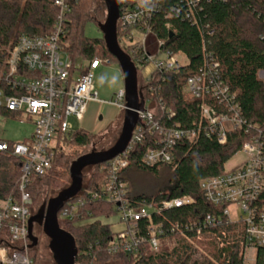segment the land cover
<instances>
[{
	"label": "built area",
	"instance_id": "1",
	"mask_svg": "<svg viewBox=\"0 0 264 264\" xmlns=\"http://www.w3.org/2000/svg\"><path fill=\"white\" fill-rule=\"evenodd\" d=\"M210 1L227 0H174L165 17L177 16L197 23L198 13ZM54 4L59 11L52 31L47 35H21L7 48L0 62V108L25 116L34 126L31 136L22 142L0 139V152L11 153L21 162L18 198L0 200V264H33L28 237L29 220L35 213L28 191L31 175H44L51 168L58 146L74 132L69 118L82 121L90 102H104L96 89L94 71L111 61L99 57L72 60L61 44L71 8L66 0H54ZM163 5L164 0H122V7L119 6L118 42L124 50L128 48L135 54L132 60L138 71L139 66L144 68V84L159 81L164 73L188 63L185 54L164 48L165 41L154 30L155 23L151 20ZM170 27L166 23V28ZM212 33L213 30L209 31ZM204 54L202 67L197 75L187 79L183 92L190 98L205 100L199 104L205 127L160 124L155 119V110L145 100L141 122L136 125L127 149L100 164L107 171L108 180L98 189L68 201L61 209L65 219H74L83 215L81 210L87 202L113 204L122 228L114 231L108 244L110 256L119 253L137 256L143 246L156 253L163 239L175 234L200 235L204 229L221 224L223 218L228 223L243 225V264H264V128L245 118L235 94L220 78L218 60L205 46ZM147 67L152 68L148 73ZM111 103L124 111L125 90L120 89ZM166 111L169 118L174 116L170 109ZM238 129L250 132L249 140L238 152L242 159L225 167L224 173L203 178L199 183L206 201L219 208L218 215L207 213L200 221L188 222L158 219L166 211L194 204L195 199L190 195L161 202L135 204L132 201L122 172L129 165V150L146 135L158 137V146L149 148L143 156V162L153 166L173 164L174 147L180 141H194L201 131L225 143L228 134Z\"/></svg>",
	"mask_w": 264,
	"mask_h": 264
},
{
	"label": "trees",
	"instance_id": "2",
	"mask_svg": "<svg viewBox=\"0 0 264 264\" xmlns=\"http://www.w3.org/2000/svg\"><path fill=\"white\" fill-rule=\"evenodd\" d=\"M66 1L71 11L66 17L61 44L70 58L74 61L97 57L116 60L104 39L89 38L84 33L88 21L99 22L106 17L104 1ZM173 2L164 0L163 9L151 21L155 23L158 37L165 41L163 47L185 54L188 63L176 71L164 73L159 81L143 85L144 97L149 103L147 106L155 110V119L160 124H178L184 128L205 127L206 121L199 107L205 100L190 98L183 92L187 79L197 75L205 61V46L218 60L220 78L235 94L245 118L264 128V80L259 77V72L264 70V0L207 2L198 13L197 23L177 16L166 18ZM119 6L122 7V0H119ZM58 11L54 0H0V62L7 48L21 35L49 34ZM166 23L171 24L169 29ZM212 30L213 33L209 34ZM125 50L135 60V54L128 48ZM166 109L173 111L174 116L169 118ZM0 112L16 116L4 108H0ZM249 137L250 132L238 129L228 134L225 143H219L214 136L201 131L194 141H180L174 147L173 164L148 166L143 162V156L149 148L158 146L157 134H149L129 150V165L122 172V178L128 183L130 197L135 204L161 202L184 195L194 197V204L166 211L159 220L200 221L207 213L219 214V208L206 201L199 186L201 179L224 173L226 163L240 151ZM94 138V133L83 129L67 135L56 150L51 168L44 175H31L28 191L34 203H39L45 190L50 194L67 186L73 156L65 152V146L84 147ZM20 175V160L11 153L0 152V200L11 196L18 198ZM142 175L151 176L156 183L144 185ZM107 180L105 169L100 165L92 166L89 180L69 201L98 189ZM81 211L83 215L74 219H65L62 210L58 214L65 229L76 240L78 254L75 264H100L113 257L122 258L125 264H243L242 223H228L222 218L221 224L204 229L200 235L175 234L165 238L167 242H162L156 253L143 246L137 256L123 253L110 256L107 248L114 232L111 223L104 222L102 218L116 215L115 206L93 201L87 202ZM201 239L208 248H202L198 253L196 241ZM32 262L37 264V259Z\"/></svg>",
	"mask_w": 264,
	"mask_h": 264
},
{
	"label": "water",
	"instance_id": "3",
	"mask_svg": "<svg viewBox=\"0 0 264 264\" xmlns=\"http://www.w3.org/2000/svg\"><path fill=\"white\" fill-rule=\"evenodd\" d=\"M106 6V19L99 23L103 39L109 52L118 61L124 79L126 108L123 111V125L116 142L105 150H92L75 159L70 165V184L58 194L43 202L37 213H34L28 225L29 248L37 246L39 239L34 235V225L43 227L50 239L49 247L56 264H75L78 248L74 236L60 224L58 214L65 203L75 198L83 188L84 170L112 160L123 153L132 138L133 131L141 122L140 112L145 110V97L139 87L138 69L131 56L120 46L117 35L119 18L118 0H103ZM172 36V32H170Z\"/></svg>",
	"mask_w": 264,
	"mask_h": 264
},
{
	"label": "rangeland",
	"instance_id": "4",
	"mask_svg": "<svg viewBox=\"0 0 264 264\" xmlns=\"http://www.w3.org/2000/svg\"><path fill=\"white\" fill-rule=\"evenodd\" d=\"M100 1V0H97ZM107 15V11H106ZM106 17L96 21L90 20L84 26V33L89 38H101L103 39V32L100 28L99 23H103ZM182 57H184L182 55ZM62 58L65 60V54H62ZM82 59H79L81 61ZM143 71L144 68L139 66L138 71V81L139 87L143 88ZM145 72L148 73V70L145 69ZM259 77L264 80V70L259 72ZM94 79L97 91L100 92V97L105 99L115 98L116 93L120 89H124V79L123 74L120 68V65L117 60L111 61L109 64L101 65L97 70L94 71ZM148 103V102H147ZM149 104V103H148ZM89 113L84 120H78L75 117L69 118V123L72 125L73 131L86 130L88 132L94 133L95 138L92 143L87 146H76L74 144L66 145L65 152L70 154L74 161L76 157H80L92 150H105L111 147L116 140L118 139L122 125H123V113L118 116V118L110 125L109 123L116 117L121 111L117 108L110 106L108 104L103 105L99 103L90 102L88 105ZM102 115L103 119L99 120V116ZM108 126V127H107ZM103 132L98 133L100 130L106 128ZM33 123L31 120L27 119L25 116H12L3 114L0 112V139L9 140L12 142H22L25 139L29 138L33 132ZM242 159V155L237 153L234 155L225 165L226 168L233 166L235 163L239 162ZM92 174V167H88L84 170V184L89 180ZM143 184L151 186L152 183H156L149 175H142ZM71 178L67 181V186L70 184ZM155 185V184H153ZM66 186V187H67ZM60 190H54L50 194L45 190L39 203H34L35 213L41 207L44 201L49 200L50 198L56 196ZM104 222L113 223L117 218L110 217L108 219L102 218ZM60 221V220H59ZM60 224L63 228L65 226L60 221ZM34 235L38 237L39 243L37 246L30 249V256L32 260L37 259V264H56L53 258V253L50 250L49 242L50 239L44 233L43 227L35 224L34 225ZM162 242H167V239L162 240ZM198 247V253L201 252V249L208 248L204 241H196ZM100 264H125V261L122 258H109L102 261Z\"/></svg>",
	"mask_w": 264,
	"mask_h": 264
},
{
	"label": "crops",
	"instance_id": "5",
	"mask_svg": "<svg viewBox=\"0 0 264 264\" xmlns=\"http://www.w3.org/2000/svg\"><path fill=\"white\" fill-rule=\"evenodd\" d=\"M147 70H148V72H149V70H151L152 68H150V67H147L146 68ZM98 93H99V97L101 96L100 95V92L98 91ZM102 100H104V102H102V101H93V103H99V104H103V105H106V104H108V105H110V106H113V107H115V108H117L118 110H120L121 112L120 113H118L117 115H116V117L115 118H113V120L109 123V125L108 126H110L117 118H118V116L119 115H121V113H123V111L121 110V109H119L115 104H113V103H111L112 101H114V99H113V97H111V99H105V98H102V97H100ZM106 101V102H105ZM89 108L90 107H88V110H87V113H86V115H85V118H86V116L88 115V113H89ZM84 118V119H85ZM83 119V120H84ZM103 119V116L102 115H100L99 116V120H102ZM107 126V127H108ZM107 127L106 128H104V129H102V130H100L98 133H100V132H103L105 129H107ZM112 217H115V218H117V216L116 215H114V216H112ZM122 228V224L118 221V219L117 220H115V222H113L112 224H111V229H112V231L114 232V231H118L119 229H121Z\"/></svg>",
	"mask_w": 264,
	"mask_h": 264
}]
</instances>
